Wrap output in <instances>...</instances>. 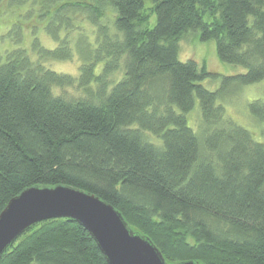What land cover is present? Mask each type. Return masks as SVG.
Instances as JSON below:
<instances>
[{
  "label": "trees",
  "instance_id": "16d2710c",
  "mask_svg": "<svg viewBox=\"0 0 264 264\" xmlns=\"http://www.w3.org/2000/svg\"><path fill=\"white\" fill-rule=\"evenodd\" d=\"M38 2L0 7L29 14ZM40 9L58 46L35 36L30 49L0 53V214L28 188L68 186L113 205L167 263L264 264V145L218 103L229 84L264 80V0H43ZM189 32L246 72L208 90L202 82L217 75L179 57ZM76 57L77 77L49 66ZM197 105L202 133L191 127ZM0 264L107 262L80 224L53 219L25 231Z\"/></svg>",
  "mask_w": 264,
  "mask_h": 264
},
{
  "label": "water",
  "instance_id": "95a60500",
  "mask_svg": "<svg viewBox=\"0 0 264 264\" xmlns=\"http://www.w3.org/2000/svg\"><path fill=\"white\" fill-rule=\"evenodd\" d=\"M53 219L80 224L94 239L107 264L167 263L152 240L129 228L111 204L89 192L68 186L31 187L11 199L0 214V261L28 229Z\"/></svg>",
  "mask_w": 264,
  "mask_h": 264
},
{
  "label": "rangeland",
  "instance_id": "374dc122",
  "mask_svg": "<svg viewBox=\"0 0 264 264\" xmlns=\"http://www.w3.org/2000/svg\"><path fill=\"white\" fill-rule=\"evenodd\" d=\"M39 0L35 5L34 13H25V9L14 8L6 9L2 6L0 10V53H8L18 48L30 49L37 36L41 45L46 49L53 50L58 46L55 41L46 32V23H43L38 18L41 2ZM96 2V0H88ZM32 8V7H31ZM103 10L107 12V16H112V10L109 5H105ZM40 11V12H41ZM105 23L110 21V18L103 20ZM24 25L22 26V23ZM21 41L18 39L16 24H20ZM84 34L92 36L94 27L90 24H84ZM74 34L71 39L76 38ZM198 32H189L180 42V60L183 62L189 59H194L199 66L206 67V70L213 75H217L216 79L207 78L202 84L210 91H219L223 87V77L237 76L245 73V69L239 66H232L222 62L217 54V44L215 40L203 42L200 40ZM75 44V42H74ZM75 47V45H74ZM81 60L76 57L73 60L53 61L49 66L58 73H65L77 77ZM225 107L226 116L233 120L236 124L244 127L252 133L257 142L264 145V117H261L262 106L252 108V103L259 101L264 107V80L256 84L240 86L236 83H231L222 91V97L218 100ZM253 109V110H252ZM255 110V112H254ZM259 114V115H258ZM191 127L202 133V113L200 106L197 105L191 113Z\"/></svg>",
  "mask_w": 264,
  "mask_h": 264
}]
</instances>
